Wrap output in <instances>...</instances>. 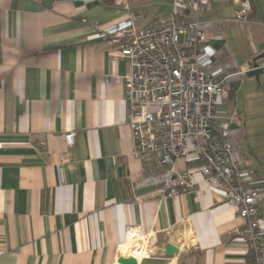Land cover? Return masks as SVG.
Instances as JSON below:
<instances>
[{
	"label": "crops",
	"instance_id": "1",
	"mask_svg": "<svg viewBox=\"0 0 264 264\" xmlns=\"http://www.w3.org/2000/svg\"><path fill=\"white\" fill-rule=\"evenodd\" d=\"M249 1L246 23L231 21L237 0H209L203 10L209 71L253 68L264 55V0ZM129 11L145 28L171 3L0 0V264H121L122 255L138 264H248V243L232 234L244 220L196 172L201 161L177 162L196 172L194 190L164 198L139 185L166 165L132 157L129 64L112 58L116 46L99 33ZM229 86L217 110L231 118L251 181L264 184V73L260 83L234 75ZM259 210L264 242V200ZM133 227L141 244L130 250Z\"/></svg>",
	"mask_w": 264,
	"mask_h": 264
},
{
	"label": "built area",
	"instance_id": "2",
	"mask_svg": "<svg viewBox=\"0 0 264 264\" xmlns=\"http://www.w3.org/2000/svg\"><path fill=\"white\" fill-rule=\"evenodd\" d=\"M168 1L170 13L160 16L153 26L139 28L143 15L129 11L99 32L102 39L116 46L112 58L129 64L125 82L132 157L142 160L155 155L166 165L141 179L139 185L156 187L164 198H172L196 189L199 172L208 187L224 191L226 202L244 220L232 234L248 243V253L254 255L256 264H264L259 210L264 184L251 181L231 118L217 110L230 99V78L253 68L244 65L225 73L206 69L208 23L201 15L209 0ZM250 10L249 0H237L231 21L246 23ZM181 11L188 12L187 18L181 19ZM74 136V132L66 133L69 147L74 145ZM182 159L202 164L196 172L180 171L177 162ZM137 232L130 228L128 237Z\"/></svg>",
	"mask_w": 264,
	"mask_h": 264
},
{
	"label": "water",
	"instance_id": "3",
	"mask_svg": "<svg viewBox=\"0 0 264 264\" xmlns=\"http://www.w3.org/2000/svg\"><path fill=\"white\" fill-rule=\"evenodd\" d=\"M261 58H264V55L261 57L257 58L256 61L254 62L253 69L247 72L248 77H254L259 83H260V76L264 73V66H261L257 61L260 60ZM177 247H175L172 244H168L166 247V254L168 255H173L177 252ZM121 264H138L137 258H135L132 255H129L125 258H122L119 260Z\"/></svg>",
	"mask_w": 264,
	"mask_h": 264
},
{
	"label": "bare ground",
	"instance_id": "4",
	"mask_svg": "<svg viewBox=\"0 0 264 264\" xmlns=\"http://www.w3.org/2000/svg\"><path fill=\"white\" fill-rule=\"evenodd\" d=\"M141 238L139 237V236H132V239H131V241H130V243H129V247H130V250H131V248H134V247H136V249H139V247H140V244H139V241H141L140 240ZM128 247V248H129ZM141 250V249H140ZM128 255H122L120 258H119V260L120 259H122V258H125V257H127ZM141 255H138V258L140 257Z\"/></svg>",
	"mask_w": 264,
	"mask_h": 264
},
{
	"label": "trees",
	"instance_id": "5",
	"mask_svg": "<svg viewBox=\"0 0 264 264\" xmlns=\"http://www.w3.org/2000/svg\"><path fill=\"white\" fill-rule=\"evenodd\" d=\"M247 263L248 264H256L255 257L251 252L248 253Z\"/></svg>",
	"mask_w": 264,
	"mask_h": 264
},
{
	"label": "rangeland",
	"instance_id": "6",
	"mask_svg": "<svg viewBox=\"0 0 264 264\" xmlns=\"http://www.w3.org/2000/svg\"><path fill=\"white\" fill-rule=\"evenodd\" d=\"M140 244V243H139Z\"/></svg>",
	"mask_w": 264,
	"mask_h": 264
}]
</instances>
